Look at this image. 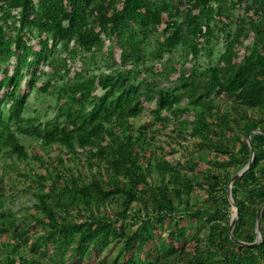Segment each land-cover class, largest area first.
Wrapping results in <instances>:
<instances>
[{"label":"trees","instance_id":"1","mask_svg":"<svg viewBox=\"0 0 264 264\" xmlns=\"http://www.w3.org/2000/svg\"><path fill=\"white\" fill-rule=\"evenodd\" d=\"M37 91L44 120L26 115ZM160 131L201 157L159 155ZM263 132L264 0H0V264H264V206L240 245L227 198L252 149L231 186V235L252 243ZM5 167L31 182L25 215Z\"/></svg>","mask_w":264,"mask_h":264},{"label":"rangeland","instance_id":"2","mask_svg":"<svg viewBox=\"0 0 264 264\" xmlns=\"http://www.w3.org/2000/svg\"><path fill=\"white\" fill-rule=\"evenodd\" d=\"M222 49L223 48L221 43L218 42L217 45L214 47V53L211 57L209 55H203L200 58L201 64L205 66L208 61H213L217 56V53L220 52ZM166 56L167 55H165V57ZM175 59H179V57L175 56ZM178 61L175 60L176 63H178ZM218 102L221 101L219 100ZM55 105L56 101L54 99V94H44L39 91L33 92L28 99L26 115L37 116L41 120H44L46 117H51L54 115L53 108L55 107ZM133 121L134 123H136V125H139L145 122H151L152 118L149 114L143 112ZM154 140L156 141V143L162 145L165 148V151L163 152L161 148L157 149L159 155H163L164 158L169 159L172 162H176L177 160H183L190 156H197L199 158L201 157L202 152L196 150V148L193 147L194 140H180L181 142H178L177 140H175L174 134H169L168 131H160L158 134H156ZM23 141L25 144L28 145V149H31L34 146L38 147L39 145L38 142L33 141L31 138H24ZM36 149L39 150V148ZM56 153L57 149L53 148H46L45 152L42 151V155L46 161L50 160V158ZM12 161H14V157L13 159H6V163H10ZM74 163L76 162L71 161V164ZM16 164L19 166L21 171H25L27 169V165L24 162L16 161ZM1 165L5 166L4 161L1 162ZM32 165L36 168V171L44 170L39 169V167L35 166V163H33ZM51 165L52 164L50 163L48 167L52 170L53 168H51ZM1 175L2 185H4L7 194L12 195V203H7L8 200L6 199V206L7 204H10V208L12 211L19 212V215H25L29 211L31 203L35 200L31 190L27 188V186L31 183L30 180L24 177L23 175H19L14 169H10L8 167H5V170L2 171ZM232 211L233 210L231 209V212Z\"/></svg>","mask_w":264,"mask_h":264},{"label":"water","instance_id":"3","mask_svg":"<svg viewBox=\"0 0 264 264\" xmlns=\"http://www.w3.org/2000/svg\"><path fill=\"white\" fill-rule=\"evenodd\" d=\"M253 132H261L259 129H256L254 130ZM264 133V132H263ZM248 144L249 146H251V142L249 140V136H248ZM253 158V150L251 149V157H250V160L249 162L244 166L242 167L240 170H238L232 177L231 179L229 180L228 182V186H227V198L228 200L230 201L231 205H232V215H231V218H230V221H229V230H228V233L230 235V237L238 244L240 245H253V244H256L258 242V240L261 238V234H260V228H259V221H260V215H261V211H262V208L264 206V202L259 206V209L257 211V214H256V217H255V231H256V237H255V240L252 242V243H246V242H243V241H240V240H237L235 239L232 235H231V232H232V229L234 228V225L236 223V220H237V217H238V210L236 208V205L233 201V198H232V195H231V186H232V182L234 180H236L238 177H240L242 174H244V172L250 167V163H251V160Z\"/></svg>","mask_w":264,"mask_h":264}]
</instances>
